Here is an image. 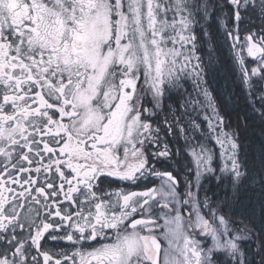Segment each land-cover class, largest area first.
<instances>
[{
	"label": "snow or ice",
	"instance_id": "6c2138e0",
	"mask_svg": "<svg viewBox=\"0 0 264 264\" xmlns=\"http://www.w3.org/2000/svg\"><path fill=\"white\" fill-rule=\"evenodd\" d=\"M0 264H264V0H0Z\"/></svg>",
	"mask_w": 264,
	"mask_h": 264
}]
</instances>
